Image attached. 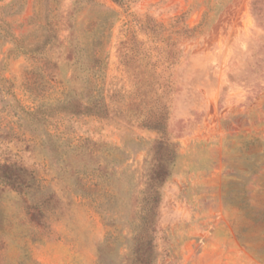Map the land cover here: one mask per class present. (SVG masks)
<instances>
[{"label": "rangeland", "instance_id": "obj_1", "mask_svg": "<svg viewBox=\"0 0 264 264\" xmlns=\"http://www.w3.org/2000/svg\"><path fill=\"white\" fill-rule=\"evenodd\" d=\"M140 255L264 264V0H0V264Z\"/></svg>", "mask_w": 264, "mask_h": 264}, {"label": "trees", "instance_id": "obj_2", "mask_svg": "<svg viewBox=\"0 0 264 264\" xmlns=\"http://www.w3.org/2000/svg\"><path fill=\"white\" fill-rule=\"evenodd\" d=\"M81 1V0H76ZM93 1V0H88ZM116 3L122 4L123 0H113ZM185 31H191L196 32V29H187ZM143 127L146 129L152 130L154 132H157L160 136L159 139L154 143L153 145V153L155 157L156 164L153 169V174L150 177V188L154 190V202L158 201V188L163 185V183L171 176V161L173 157V147H175V144L170 141V139L167 138V132H166V112L162 111L158 107H154L152 110H150V113L148 115V118L144 121ZM165 152H169L168 156H166ZM165 153V154H164ZM5 170H9L8 167L3 166L2 167ZM8 182H10L11 185H14L16 182L18 183V180H14V175L10 177H6ZM151 197V199L153 198ZM150 199V202H151ZM153 212V209L149 211L148 215H151ZM142 249V246L140 250ZM151 250V247H150ZM156 259L152 256L147 255H140L138 258H134L132 260H129L128 264H155Z\"/></svg>", "mask_w": 264, "mask_h": 264}]
</instances>
